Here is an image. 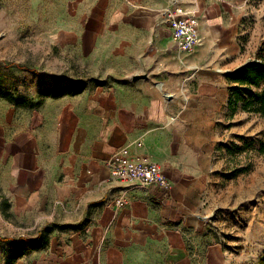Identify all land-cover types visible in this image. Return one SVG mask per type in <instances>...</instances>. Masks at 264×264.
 I'll return each instance as SVG.
<instances>
[{
  "label": "crops",
  "instance_id": "1",
  "mask_svg": "<svg viewBox=\"0 0 264 264\" xmlns=\"http://www.w3.org/2000/svg\"><path fill=\"white\" fill-rule=\"evenodd\" d=\"M241 4L68 0L55 49L74 63L104 65L113 80L66 79L40 88L32 102L0 96V194L14 215L62 202L86 219L13 264H194L208 239L215 126L233 117L231 76L248 63ZM167 7L198 18L192 52L173 40ZM47 89L62 92L45 96ZM124 146L159 163L173 187L112 177L106 162ZM206 247L209 264L223 258L219 245Z\"/></svg>",
  "mask_w": 264,
  "mask_h": 264
},
{
  "label": "rangeland",
  "instance_id": "2",
  "mask_svg": "<svg viewBox=\"0 0 264 264\" xmlns=\"http://www.w3.org/2000/svg\"><path fill=\"white\" fill-rule=\"evenodd\" d=\"M67 3L0 0L1 90L32 102L46 85L67 80L77 86L91 81L106 85L113 80L104 65L74 63L55 49ZM239 11L240 39L247 61H257L264 55V0H242ZM248 89L255 96L264 90V82ZM231 110L233 117L217 122L214 130V168L204 205L208 239L194 264H209L206 245L213 243L219 245L217 254L223 253L216 264H259L264 259V117L243 109L242 103ZM218 116L223 113L217 112ZM61 203L14 215L0 194V264H8L14 241L23 238L46 244L55 234L75 230L85 221V214L68 210Z\"/></svg>",
  "mask_w": 264,
  "mask_h": 264
},
{
  "label": "built area",
  "instance_id": "3",
  "mask_svg": "<svg viewBox=\"0 0 264 264\" xmlns=\"http://www.w3.org/2000/svg\"><path fill=\"white\" fill-rule=\"evenodd\" d=\"M164 19L168 22L173 40L181 51L192 52L200 43L199 20L191 12L181 7H167ZM138 146L142 145L139 141ZM111 176L121 181L136 182L141 186L156 185L169 190L172 180L162 166L145 156L136 155L128 146L120 148L106 162ZM125 200H118L123 205Z\"/></svg>",
  "mask_w": 264,
  "mask_h": 264
},
{
  "label": "trees",
  "instance_id": "4",
  "mask_svg": "<svg viewBox=\"0 0 264 264\" xmlns=\"http://www.w3.org/2000/svg\"><path fill=\"white\" fill-rule=\"evenodd\" d=\"M232 87L230 90V107L236 109L239 103L242 107L250 112H256L264 117V90L255 96L249 91V87L259 85L264 82V55L260 56L257 61H251L236 70L231 76ZM62 91H55L47 89L43 91L45 96H58ZM0 96L15 102H24L23 98H15L14 94L9 91L0 89ZM264 152V144L261 147ZM9 206L8 202H5ZM3 240H11L10 238H3ZM14 241V240H13ZM39 240L19 239L14 241L15 247L11 257L8 259V264H13L19 257L31 249L39 247ZM264 264V259L259 262Z\"/></svg>",
  "mask_w": 264,
  "mask_h": 264
},
{
  "label": "water",
  "instance_id": "5",
  "mask_svg": "<svg viewBox=\"0 0 264 264\" xmlns=\"http://www.w3.org/2000/svg\"><path fill=\"white\" fill-rule=\"evenodd\" d=\"M139 76H135V79H137Z\"/></svg>",
  "mask_w": 264,
  "mask_h": 264
}]
</instances>
